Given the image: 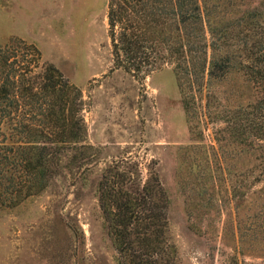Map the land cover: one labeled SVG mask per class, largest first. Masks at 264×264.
Returning a JSON list of instances; mask_svg holds the SVG:
<instances>
[{"label": "rangeland", "instance_id": "rangeland-1", "mask_svg": "<svg viewBox=\"0 0 264 264\" xmlns=\"http://www.w3.org/2000/svg\"><path fill=\"white\" fill-rule=\"evenodd\" d=\"M105 4L0 0V45L32 43L81 90L92 162L16 206L0 205V264H115L96 183L107 162L125 156L140 162L143 175L153 166L165 190L173 264H264V142L248 136L252 148H244L225 132L220 137L217 119L222 106L260 93L231 72L216 87L219 114L186 121L171 67L144 77L110 70ZM250 9L264 23V0H235L231 19Z\"/></svg>", "mask_w": 264, "mask_h": 264}, {"label": "trees", "instance_id": "trees-1", "mask_svg": "<svg viewBox=\"0 0 264 264\" xmlns=\"http://www.w3.org/2000/svg\"><path fill=\"white\" fill-rule=\"evenodd\" d=\"M105 5L110 70L144 77L171 67L188 122L214 119L217 85L240 71L260 97L232 109L222 106L219 135L225 132L244 148H252L248 136L264 142V23L255 9L246 11L254 17L249 20L231 19L235 0ZM84 107L81 90L35 45L19 38L0 45V205L16 206L64 172L88 169ZM96 200L115 264H173L168 199L153 166L143 175L140 162L129 156L110 160L100 171Z\"/></svg>", "mask_w": 264, "mask_h": 264}]
</instances>
